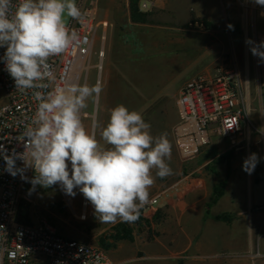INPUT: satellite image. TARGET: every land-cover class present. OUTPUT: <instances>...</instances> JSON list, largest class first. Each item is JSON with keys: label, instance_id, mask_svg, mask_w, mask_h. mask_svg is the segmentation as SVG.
<instances>
[{"label": "rangeland", "instance_id": "obj_1", "mask_svg": "<svg viewBox=\"0 0 264 264\" xmlns=\"http://www.w3.org/2000/svg\"><path fill=\"white\" fill-rule=\"evenodd\" d=\"M87 1L95 4L97 0ZM103 1L105 13L111 20L104 44L102 91L98 105L97 96L89 98L87 108L81 110V119L100 140L110 110L122 104L142 114L145 122L151 125L153 136L167 133L172 145L168 163L173 174L163 179L155 178L149 190L150 201L159 193L161 183L180 182L186 175L188 162L178 153L173 129L179 122V91L189 78L234 61L241 71L251 114H261L264 59L253 55L252 49L264 52V47H260L264 42V15L254 10L256 0H155L158 4L150 10L152 23L135 24L128 19L129 0ZM98 12L101 16L102 10ZM196 18L207 20L209 26L194 23ZM102 48L103 43L97 41L87 79L83 75L75 84L97 83V65L101 62L98 53ZM94 120L99 127H93ZM34 175L30 168L21 201L32 222L45 218L65 237L101 247L109 253L119 245L135 247V241L153 240L158 234L156 225L164 217L158 206L145 205L134 223L119 219L102 223L78 188L74 189L75 196H70L59 183L47 188L33 185ZM258 237L261 255L251 259L249 264H264V229Z\"/></svg>", "mask_w": 264, "mask_h": 264}, {"label": "clouds", "instance_id": "obj_2", "mask_svg": "<svg viewBox=\"0 0 264 264\" xmlns=\"http://www.w3.org/2000/svg\"><path fill=\"white\" fill-rule=\"evenodd\" d=\"M256 3L264 6V0ZM85 16L76 0H0V47L6 48V70L16 89L33 90L37 102L21 134L24 151L3 157L6 171L15 176L31 168L33 185L47 188L59 183L70 196L78 188L100 222L134 223L149 203L155 178L173 174L168 163L172 145L167 133L153 136L142 114L122 104L110 110L98 140L85 127L81 110L102 91L99 81L48 91L56 79L49 58L61 56L78 41L68 20L83 23ZM252 52L264 59L259 48ZM93 127H99L95 120ZM17 159L23 161V169L16 167ZM256 162L253 153L244 161V170L250 174Z\"/></svg>", "mask_w": 264, "mask_h": 264}, {"label": "built area", "instance_id": "obj_3", "mask_svg": "<svg viewBox=\"0 0 264 264\" xmlns=\"http://www.w3.org/2000/svg\"><path fill=\"white\" fill-rule=\"evenodd\" d=\"M76 3L86 13L85 20L80 23L70 19L68 26L77 32L79 39L61 56L49 58L56 79L48 91L69 85L73 67L78 61L85 66L79 79L83 75L87 79L93 49L99 40L103 48L98 53L101 62L97 65V81L102 84L104 29L108 23L98 19L97 9L92 3L87 0H76ZM139 7L148 12L155 3L153 0H139ZM254 10L264 15V6L256 1ZM5 51L6 48L0 47V264H114L105 249L65 237L45 218L31 224L18 220L30 168L13 176L6 171L3 157L24 151L21 134L35 113L37 102L33 98V90L21 92L16 89L3 60ZM99 99L100 94L96 98L97 105ZM177 112L179 122L173 133L178 153L185 162L197 157L201 149L209 145L212 136L226 138L233 148H238L243 127L255 128L241 71L234 61L189 78L179 91ZM260 118L264 123V107ZM16 167L23 169V161L17 159ZM186 179L184 176L182 181ZM165 194H156L150 199L149 206H159Z\"/></svg>", "mask_w": 264, "mask_h": 264}, {"label": "crops", "instance_id": "obj_4", "mask_svg": "<svg viewBox=\"0 0 264 264\" xmlns=\"http://www.w3.org/2000/svg\"><path fill=\"white\" fill-rule=\"evenodd\" d=\"M103 2L93 5L97 12L102 10L98 19L108 23L107 40L111 18ZM250 118L255 128L243 127L238 148L226 138L212 136L209 145L187 161L185 181L158 186L159 193L166 194L158 206L164 217L156 225L157 236L135 241V247L119 245L107 252L114 264H249L261 255L264 123L257 113ZM229 152L230 158L221 159ZM253 153L257 162L249 174L244 161ZM217 187L222 188L218 198ZM227 258L234 259L227 262Z\"/></svg>", "mask_w": 264, "mask_h": 264}, {"label": "trees", "instance_id": "obj_5", "mask_svg": "<svg viewBox=\"0 0 264 264\" xmlns=\"http://www.w3.org/2000/svg\"><path fill=\"white\" fill-rule=\"evenodd\" d=\"M129 15L131 22L135 24H151L152 23V15L153 13L151 11L144 12L139 7V0H129ZM194 23H201L205 26H209V22L205 19H193ZM232 156V153L229 152L221 157V159H228ZM224 184V183H223ZM223 184H221V187H223ZM217 187L215 189L216 197L221 195L222 188ZM18 220L25 224H31V217L27 210V207L24 206V204H20L19 210H18ZM131 238V237H129Z\"/></svg>", "mask_w": 264, "mask_h": 264}, {"label": "bare ground", "instance_id": "obj_6", "mask_svg": "<svg viewBox=\"0 0 264 264\" xmlns=\"http://www.w3.org/2000/svg\"><path fill=\"white\" fill-rule=\"evenodd\" d=\"M85 68L84 64L82 62H77L75 66L73 67V72L71 74L70 83L69 84H75V82L78 80L79 75L81 74V71ZM85 218V217H84Z\"/></svg>", "mask_w": 264, "mask_h": 264}]
</instances>
